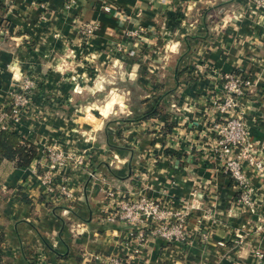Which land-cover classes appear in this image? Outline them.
<instances>
[{
    "label": "crops",
    "instance_id": "1",
    "mask_svg": "<svg viewBox=\"0 0 264 264\" xmlns=\"http://www.w3.org/2000/svg\"><path fill=\"white\" fill-rule=\"evenodd\" d=\"M256 2L186 0L189 17L182 23L176 20L175 0H78L70 9L64 0H0V103H9L17 74L47 80L45 114H26L10 125L37 145L36 159L28 167L0 164L5 240L0 264H103L96 256L131 259V264H255L257 249L264 264V177L245 165L257 207L250 211L239 204L237 188L213 151L211 129L221 117L214 102L223 96L222 77L245 75L250 83L234 111L243 114L255 154L264 162V0L263 5ZM203 4L224 7L221 21L208 28L201 19V32L189 28L182 33ZM86 23L94 31L84 40L80 29ZM136 29H141L137 38L128 34ZM168 33L171 38L164 36ZM116 43H140L152 60L162 56L155 50L169 51L154 70L134 68L141 80L137 90H127L122 104H97L83 95L90 91L93 96L99 88L69 91L72 72L62 61L71 60L74 52L75 59L87 55L104 62L112 55L106 48ZM62 92L72 95L65 100L69 115H54L46 102ZM32 101L41 103L39 97ZM113 104L125 115L112 117ZM77 107L98 114H75ZM154 107L160 116L145 118ZM165 124L173 125L170 132ZM51 145H59L67 157L55 173L72 190L70 199L50 200L36 173L38 164L44 168ZM77 156L86 159L77 164ZM18 191L29 197L30 206L22 204ZM138 194L186 209L188 240L151 236L148 229L157 223L147 219L146 240L136 245L131 226L107 220L117 198Z\"/></svg>",
    "mask_w": 264,
    "mask_h": 264
},
{
    "label": "built area",
    "instance_id": "2",
    "mask_svg": "<svg viewBox=\"0 0 264 264\" xmlns=\"http://www.w3.org/2000/svg\"><path fill=\"white\" fill-rule=\"evenodd\" d=\"M78 0H64L65 9H70L76 5ZM263 0H257L258 3ZM141 29L129 31V35L135 36ZM94 25L86 23L80 29L82 37L88 38L93 34ZM24 82V83H22ZM29 80L21 81L18 87L10 93V100L13 103L12 110L16 111L21 106L28 104L26 92L29 89ZM250 81L245 75L226 74L222 77L223 96L214 102V107L221 117L214 121L211 129L214 132L213 151L220 161V165L225 174L237 188L236 201L250 211H254L257 201V193L250 183L245 170V165L251 166L259 175L264 177V162L256 156L257 147L249 140L248 129L240 111H234L238 98L245 92V88ZM8 113L0 103V129L7 128L5 119ZM55 147L49 146L45 154V166L40 176V181L44 186L49 187L48 191L60 194L62 198L72 197L71 189L65 181L57 180L55 170L58 165L66 162V155L58 151ZM75 163H83V157H75ZM113 196V192H108ZM186 209H173L165 203L157 202L143 194L124 196L115 200L113 212L107 216V220H121L132 227L130 236L134 235L136 245H140L146 240L147 219L157 223L156 227L147 228L151 236H157L167 241L185 242L188 235L184 229ZM256 259L255 264L263 261V253L260 250L252 252ZM95 260L103 264H131V259L123 260L116 256L106 258L95 257Z\"/></svg>",
    "mask_w": 264,
    "mask_h": 264
},
{
    "label": "rangeland",
    "instance_id": "3",
    "mask_svg": "<svg viewBox=\"0 0 264 264\" xmlns=\"http://www.w3.org/2000/svg\"><path fill=\"white\" fill-rule=\"evenodd\" d=\"M151 2H160L161 0H150ZM186 0H175V5L178 6L176 8L175 14H176V20L179 22H187L186 17H189L184 10L186 9L184 2ZM218 3V2H217ZM257 3V2H256ZM216 4V3H215ZM214 4V5H215ZM258 5H263L262 2L257 3ZM224 7H221L220 5L218 6H206V5H199V9L197 11V14H193L192 16V21L191 25H185L184 28L182 29V33H187L188 29L190 30H196L198 29L199 32L202 31L201 29V19L203 20V23L207 25V27H212L218 22L221 21V18L224 14L223 9ZM179 12L180 14H177ZM187 14V15H186ZM190 33V32H188ZM164 36L166 37H172L171 34H167ZM134 37H138V35H135ZM170 37V38H171ZM85 40V38H84ZM169 43V42H168ZM141 44L138 43L136 46H128L125 47V45H122L120 43L113 44L109 48H106V51H108L110 54V57L106 60H103L104 62L101 61H96V60H91L89 56L85 55L84 57L80 56L78 59H75L73 56V53L70 55L71 60H63L62 63L63 65H66L68 67V71L72 72L71 77H69V81L72 84V89L70 88L69 91H84L87 90L89 87L93 89H101L99 90L100 92L97 94H91L89 91L87 93L83 92V95L87 96L90 100H97V104H104L106 100H113V102H118L119 104H122L124 99L128 96L129 94L127 90L132 91V90H137L136 88L138 87V84L136 81L141 80V77L138 76L137 71H134V68H141L142 69H152L158 68L160 66L159 64L163 65L165 60H166V53L169 51V48H159L155 51L158 53H162V56L160 54V57L156 58L155 60H152L153 57H151L150 53L149 55H144L142 52L144 49L141 50ZM141 57H139V55ZM73 55V56H72ZM145 56L147 59H145ZM128 57V58H127ZM132 58V59H131ZM151 58V59H150ZM155 62H158L159 64H156ZM78 68V69H77ZM80 69V71H78ZM101 69H108L109 71L106 73V71ZM76 70V71H75ZM78 73L77 77H74V74ZM18 77H16V81L18 82V85L21 81H24L26 79L29 80V89L26 92L28 96V104L21 106L19 109L16 111L12 110L13 103L11 100H9V103L7 105L2 104L4 107V110L8 113V116L5 119V124L8 128H10L11 124H18L22 120L23 117H25L26 114H32L34 117L41 116L45 111V108L42 105V99H44L45 92H44V85H46L47 80L45 78L43 79L42 76H20L17 74ZM147 75L143 74V78L145 79ZM150 78L151 80L153 78L157 79L160 78V76L156 77H147ZM179 78V77H178ZM24 83V82H22ZM106 83L110 84V87L105 88L104 86ZM103 86V88H102ZM12 92V91H11ZM10 92V93H11ZM63 93V92H62ZM65 93V92H64ZM64 93L62 95H64ZM60 93L51 95L52 100H50L47 103V110L50 109L51 113L54 115H61L62 113L66 114L67 113V108H66V103L65 100L68 102L70 101L72 95H64L65 97H62ZM10 96V94H9ZM39 97V101L41 102L40 104L35 103L32 101V99ZM48 101V100H47ZM81 107H77L76 110L73 109V113L79 114V115H85L87 112L98 114L97 109L91 110L90 108H84L83 111H79ZM124 108L121 106L117 108L113 104L112 108H110V114L113 115L112 117H118L121 113L124 114ZM67 115H69L67 113ZM125 115V114H124ZM73 116V115H71ZM73 123V122H72ZM72 128L75 127L74 123L71 125ZM68 130V128H67ZM52 146V145H51ZM56 149H59L58 151L63 150L59 148V145H53ZM77 157H83V156H77ZM85 160L86 158L83 157ZM67 160V158H66ZM60 166V165H58ZM65 181V179L61 178L60 183ZM46 190V194L50 197V200L56 201V200H61L63 199L61 195L57 194L56 192H51L48 191L49 187L44 186ZM72 192V190H71ZM73 194V193H72ZM70 199V198H69Z\"/></svg>",
    "mask_w": 264,
    "mask_h": 264
},
{
    "label": "trees",
    "instance_id": "4",
    "mask_svg": "<svg viewBox=\"0 0 264 264\" xmlns=\"http://www.w3.org/2000/svg\"><path fill=\"white\" fill-rule=\"evenodd\" d=\"M159 114H161L160 109L154 107L145 115V118L158 117ZM172 126V124H165L164 131L170 132ZM37 153V145L22 136L17 130L8 127L0 129V164L3 161H9L15 167H28L36 159ZM36 167L37 175H41L42 167L39 164ZM18 195L23 205L30 206L32 204L25 193L18 191ZM4 243V236L0 232V247L4 246Z\"/></svg>",
    "mask_w": 264,
    "mask_h": 264
}]
</instances>
